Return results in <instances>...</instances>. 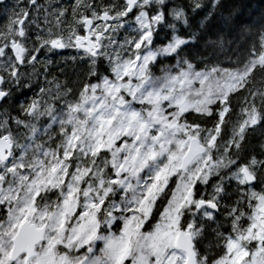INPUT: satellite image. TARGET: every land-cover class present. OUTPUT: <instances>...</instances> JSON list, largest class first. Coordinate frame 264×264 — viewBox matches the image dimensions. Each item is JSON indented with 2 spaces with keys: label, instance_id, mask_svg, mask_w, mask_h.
Here are the masks:
<instances>
[{
  "label": "snow or ice",
  "instance_id": "snow-or-ice-1",
  "mask_svg": "<svg viewBox=\"0 0 264 264\" xmlns=\"http://www.w3.org/2000/svg\"><path fill=\"white\" fill-rule=\"evenodd\" d=\"M4 12L0 264H264V143L258 154L249 143L264 137V18L240 29L258 39L223 67L187 49L218 18L208 44L224 51L230 0H27ZM64 49L87 67L75 91L40 59Z\"/></svg>",
  "mask_w": 264,
  "mask_h": 264
},
{
  "label": "trees",
  "instance_id": "trees-1",
  "mask_svg": "<svg viewBox=\"0 0 264 264\" xmlns=\"http://www.w3.org/2000/svg\"><path fill=\"white\" fill-rule=\"evenodd\" d=\"M181 2H187V0H181ZM230 3L236 4L239 8V14L235 17L234 27L226 32L225 35V49L221 51L215 45L208 44L209 40L216 41L221 32H224V29L221 27L220 20L217 18L207 27L205 31H202L201 36L197 39L196 43L187 49V54L189 59H193L198 54L206 57L211 63L219 62L223 67H232L236 58L244 53L246 47L250 46L254 40L258 37L249 36L245 39H241L239 35L240 29L245 25H250L253 27H258L262 18H264V0H230ZM69 2L65 6H68ZM204 15L203 12L199 16L191 17V22L195 27H198V21ZM179 26V25H178ZM181 27V34H186L187 29ZM170 38L168 30H165L160 34L156 40V44L166 43ZM231 41V43H227ZM230 61L232 63H230ZM163 63L165 64H174L175 60L173 58H166ZM60 64V59H57L56 64H52L50 73L51 80L55 78L61 84L67 83L70 87L78 89L80 84L85 82V77L87 73V67L82 62H73V64L64 65ZM153 72L158 75L159 65L153 69ZM55 90L54 85L52 86ZM37 89L27 90L23 89L21 92L16 94V99L24 100L26 97L31 98ZM235 104V102H234ZM236 111L239 112V107L236 108ZM16 113L13 112V115ZM211 127V124L208 125ZM250 148L255 152H260V145L264 143V137L261 136L260 130L249 137ZM211 189L209 188V191ZM159 205V201L157 202ZM155 214V213H154Z\"/></svg>",
  "mask_w": 264,
  "mask_h": 264
},
{
  "label": "flooded vegetation",
  "instance_id": "flooded-vegetation-1",
  "mask_svg": "<svg viewBox=\"0 0 264 264\" xmlns=\"http://www.w3.org/2000/svg\"><path fill=\"white\" fill-rule=\"evenodd\" d=\"M11 1H13V5L16 8L17 4H19V7H24L27 5V0H4L3 3H0V7L3 6L4 4L10 3ZM69 2V4L73 3L74 0H38V4L47 7L50 4H59L62 6H65L66 3ZM29 8H31L30 5H28ZM30 15L33 17H39L37 20V23L40 24L41 27H44L43 24V18L45 13L44 12H40V13H36L34 11H30ZM7 24V23H6ZM5 23L2 24V26H0V29H3L4 26L6 25ZM35 30V29H34ZM76 54V50L75 49H65V51H59L58 54H51L49 56H45V55H41L40 59L41 60H47L50 59L52 61L51 65L48 68V71L50 73V69L52 64H56L57 63V59H60V64L63 65L62 63H64V65H66L67 62H65L64 60H62V58H67L69 55H75ZM51 73L50 75L47 77L49 81H52L51 79ZM35 84V81L33 82ZM40 84L43 86L44 85V80L43 77H41L40 80ZM53 86V85H52ZM27 89V88H26ZM37 89L36 87H33L32 89H27V90H34Z\"/></svg>",
  "mask_w": 264,
  "mask_h": 264
},
{
  "label": "rangeland",
  "instance_id": "rangeland-1",
  "mask_svg": "<svg viewBox=\"0 0 264 264\" xmlns=\"http://www.w3.org/2000/svg\"><path fill=\"white\" fill-rule=\"evenodd\" d=\"M12 3H13V1H11L10 3L4 4L3 6L0 7V26H2L3 23H5V24L8 23L9 16H10V12H9V13H5V12H4V9L7 8V9H9V10H15V7H14V5H13ZM128 35H130V31H129V32H126L124 29L119 30V32L116 34L117 39H118V40H121V41L124 39L125 36H128ZM75 55H76V54H75ZM75 55H69L67 58H62V60H64V61L67 62L68 64H73V62H74V63H75V62H79V61H74V60L72 59V57L75 56ZM60 59H61V58H60ZM158 75H160V74H158ZM71 98H74V97H71ZM46 123H47V120H46V119H45V120H42V121L40 122L41 125H44V124H46ZM44 139H46V138L41 137V139L38 140L37 142H43ZM175 179H176V177H172V181H175ZM172 181H170V183H169V187H173V186H174L173 183H172ZM54 198H55V197H53V199H54ZM114 230H115V229H114ZM99 247H102V244H99V243H98L97 255L100 254V253H99ZM126 264H128V262H126Z\"/></svg>",
  "mask_w": 264,
  "mask_h": 264
},
{
  "label": "water",
  "instance_id": "water-1",
  "mask_svg": "<svg viewBox=\"0 0 264 264\" xmlns=\"http://www.w3.org/2000/svg\"><path fill=\"white\" fill-rule=\"evenodd\" d=\"M4 1V0H3ZM61 51H65V49L64 50H61Z\"/></svg>",
  "mask_w": 264,
  "mask_h": 264
}]
</instances>
